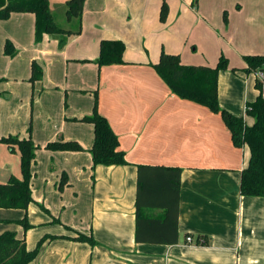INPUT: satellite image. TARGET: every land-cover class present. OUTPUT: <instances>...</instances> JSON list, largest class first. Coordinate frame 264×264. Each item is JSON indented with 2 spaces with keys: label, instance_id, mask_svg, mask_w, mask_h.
I'll return each mask as SVG.
<instances>
[{
  "label": "crops",
  "instance_id": "crops-1",
  "mask_svg": "<svg viewBox=\"0 0 264 264\" xmlns=\"http://www.w3.org/2000/svg\"><path fill=\"white\" fill-rule=\"evenodd\" d=\"M48 1L60 26L54 11L66 17V0ZM66 20L60 27L76 31L78 21ZM34 22L31 12L0 19V138L30 136L37 145L34 201L26 211L0 208V221L26 214L28 249L44 235L65 238L44 241L28 264H264V197L240 193L248 147L233 144L220 113L174 94L153 68L162 51L185 65L215 66L223 55L219 106L251 124L245 105L259 89L244 56L264 55V0H84L80 31L64 42L56 35L36 42ZM102 39L124 42L122 63L98 66ZM6 41L13 56L4 53ZM33 62L40 73L32 80ZM95 94L127 164L91 170L93 124L80 119L91 114ZM57 140L83 150L46 148ZM138 165L181 169L176 243L134 239ZM11 175L20 176L19 152L0 142V182ZM77 232L96 244L72 240Z\"/></svg>",
  "mask_w": 264,
  "mask_h": 264
},
{
  "label": "trees",
  "instance_id": "trees-1",
  "mask_svg": "<svg viewBox=\"0 0 264 264\" xmlns=\"http://www.w3.org/2000/svg\"><path fill=\"white\" fill-rule=\"evenodd\" d=\"M195 2V0H194ZM84 0H66V18L78 21L76 31L58 26L49 8L48 0H0V19H6L13 12H31L34 14V39L41 41L44 35H56L64 42L71 34L80 31V20ZM168 7L162 3L160 21L167 16ZM125 44L120 39H102L99 45L98 66L119 64ZM4 53L13 56L15 50L9 41L4 44ZM246 70L264 71V55H245ZM228 66L227 58L221 55L215 66L185 65L177 54L161 52L159 60L153 64L157 74L177 96L206 106L215 113H220L222 120L231 133L235 146L246 145L249 149L247 165L241 171L240 193L248 196L264 197V98L260 91L253 101L245 105V113L253 118L247 124L242 116H236L219 106L217 100V77ZM32 80L39 77L40 68L34 62L31 65ZM260 90V82L256 80ZM80 120L93 124L94 138L89 152L91 170L97 165H124L127 161L124 152L119 149V141L107 119L97 110V96L91 114ZM0 142L12 151L16 148L20 156V176L11 175L5 182H0V208L27 210L34 201L31 190V170L37 145L30 136L19 138L9 135L1 137ZM49 150L79 151L83 148L75 141L57 140L46 144ZM180 173L178 167L153 165L137 166V191L135 197L136 221L134 239L136 242L172 244L177 242V216L179 207ZM67 183V176L62 174L58 189ZM144 208H159L164 213L161 217L142 215ZM24 230L32 227L26 214L19 220ZM65 236L44 235L35 247L28 249L24 237H18L13 230L0 233V264H28L38 254L44 241ZM68 238V237H66ZM74 241L96 244L92 235L77 232L71 238ZM207 243V239L200 240Z\"/></svg>",
  "mask_w": 264,
  "mask_h": 264
},
{
  "label": "rangeland",
  "instance_id": "rangeland-1",
  "mask_svg": "<svg viewBox=\"0 0 264 264\" xmlns=\"http://www.w3.org/2000/svg\"><path fill=\"white\" fill-rule=\"evenodd\" d=\"M57 0H50V2L53 4V2H56ZM55 12V20L58 24H60V26H67L68 23H67V20H66V17L64 15H60V13H58V11H54ZM24 217V216H23ZM22 217V218H23ZM22 218L20 219H16V220H2L0 221V224H7V225H10V227L14 228V232H16V234H19V235H22V237H24L23 235L29 231V229L27 230H24L23 229V226L21 224V222L19 220H21ZM29 222V221H28ZM1 228V227H0ZM19 230V231H17ZM21 232V233H20Z\"/></svg>",
  "mask_w": 264,
  "mask_h": 264
},
{
  "label": "built area",
  "instance_id": "built-area-1",
  "mask_svg": "<svg viewBox=\"0 0 264 264\" xmlns=\"http://www.w3.org/2000/svg\"><path fill=\"white\" fill-rule=\"evenodd\" d=\"M254 73H255L256 80H258L261 84L259 91H260L262 97L264 98V71L262 69H257L254 71ZM186 241L191 242L192 238L190 236H187Z\"/></svg>",
  "mask_w": 264,
  "mask_h": 264
}]
</instances>
